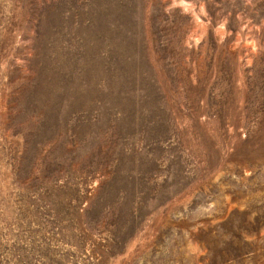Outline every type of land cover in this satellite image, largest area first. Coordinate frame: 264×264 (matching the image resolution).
I'll list each match as a JSON object with an SVG mask.
<instances>
[{
	"label": "rangeland",
	"instance_id": "1",
	"mask_svg": "<svg viewBox=\"0 0 264 264\" xmlns=\"http://www.w3.org/2000/svg\"><path fill=\"white\" fill-rule=\"evenodd\" d=\"M0 264H264V0H0Z\"/></svg>",
	"mask_w": 264,
	"mask_h": 264
}]
</instances>
